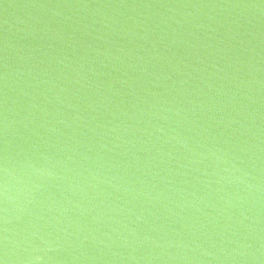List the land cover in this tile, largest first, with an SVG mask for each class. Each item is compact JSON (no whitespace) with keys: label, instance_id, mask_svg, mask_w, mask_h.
<instances>
[{"label":"water","instance_id":"1","mask_svg":"<svg viewBox=\"0 0 264 264\" xmlns=\"http://www.w3.org/2000/svg\"><path fill=\"white\" fill-rule=\"evenodd\" d=\"M0 264H264V0H0Z\"/></svg>","mask_w":264,"mask_h":264}]
</instances>
